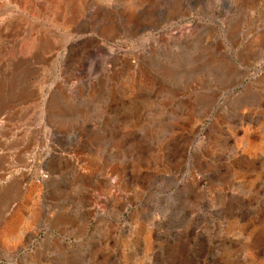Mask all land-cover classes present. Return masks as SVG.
<instances>
[{
    "label": "rangeland",
    "instance_id": "1",
    "mask_svg": "<svg viewBox=\"0 0 264 264\" xmlns=\"http://www.w3.org/2000/svg\"><path fill=\"white\" fill-rule=\"evenodd\" d=\"M0 264H264V0H0Z\"/></svg>",
    "mask_w": 264,
    "mask_h": 264
},
{
    "label": "bare ground",
    "instance_id": "2",
    "mask_svg": "<svg viewBox=\"0 0 264 264\" xmlns=\"http://www.w3.org/2000/svg\"><path fill=\"white\" fill-rule=\"evenodd\" d=\"M57 8V7H56ZM35 9V8H34ZM59 9V8H58ZM36 10V9H35ZM55 11H57V9H55ZM55 11H54V13H55ZM60 12H63V11H60ZM57 13V15H58V12H56ZM54 16V15H53ZM60 18V20H59V22H57L55 25H54V27H58V25H63L64 26V24H66L67 23V21L66 20H68L67 19V17H66V15L65 14H63L61 17H59ZM54 20V19H53ZM55 22V21H54ZM59 28V27H58ZM55 29V28H54ZM3 39V38H2ZM38 41V40H37ZM122 55V54H121ZM118 65L119 66H121L122 68H125V69H134V65H133V63H132V61H131V59L129 58V56L126 54V53H124L121 57H120V59L118 60ZM132 69V70H133ZM249 71H250V68L249 67H247V68H244L243 70H242V72H243V74H244V76L246 77L247 75H248V73H249ZM243 79H244V77H242ZM17 189H18V187H17ZM13 190V189H12Z\"/></svg>",
    "mask_w": 264,
    "mask_h": 264
}]
</instances>
